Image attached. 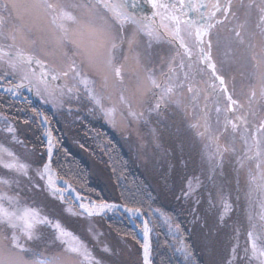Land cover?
I'll return each instance as SVG.
<instances>
[{
    "label": "rangeland",
    "instance_id": "rangeland-1",
    "mask_svg": "<svg viewBox=\"0 0 264 264\" xmlns=\"http://www.w3.org/2000/svg\"><path fill=\"white\" fill-rule=\"evenodd\" d=\"M5 2L9 0H0V5ZM50 2L55 3L57 0ZM60 2L66 6L73 3L97 4V0H60ZM110 2L120 4L128 16L144 20L154 32L162 34L159 41L144 33L137 35L138 47H134H137L140 53L139 65L132 59L125 62L123 55L117 53L119 62L124 64L122 82L117 81L111 73L107 74L108 78L105 81L104 74L86 63L84 52L95 40L93 25L88 21L86 8L67 7V11L72 13L79 23L69 22V39L60 46L59 33L51 27L49 18L43 14L37 15L24 7L28 0H16L19 7L15 9L9 7L5 11L0 7V16L5 18L6 34L17 37L15 42L11 39H0V52L12 53L20 48L25 53L33 54L41 63L25 64L13 73L5 63L7 57L0 59V84H17L18 81L22 82L21 78L25 74L28 79L23 82L30 84L28 92L24 90L21 92L22 98L13 99L11 95L2 91L0 96L26 105L39 104L49 111L54 122L61 128L66 125L69 130H74L75 125L79 126V129L83 128L78 134L75 133L74 140L72 139L73 146L78 152L83 151L87 138L91 139L98 152L102 150L104 144L97 140L95 130L92 129L96 118H100L103 124L117 135L123 150L130 154L146 184L166 207L169 205L168 198L175 203L174 209L179 203L178 209H181L186 216L189 225L193 222L192 217L203 214L204 209V213L209 214L206 217L209 220L212 217L211 221L208 220L210 223L215 226L217 224L223 235L222 229L230 233L231 239L228 237V243L221 242V247V243H218L216 238V262L221 263L224 260L223 264H261V259L264 258H255L251 254L252 241L249 239V233L252 234L257 249L264 250V219H261L264 215V187L257 186L264 183L260 179L261 172H264V164L258 170L256 168L258 161L247 159V155L251 153L246 154L243 140L232 134L230 125L218 142L211 139L217 134L218 129L223 130L225 117L232 119L245 117L249 127L264 121V98L259 94V69L252 60L253 53L257 56L260 54L261 37L253 36V33H259L256 27L259 23V9L255 6L250 10L240 8L234 0L233 11L236 12V16H229L224 20L222 13L217 12L216 17L212 19L215 26L209 31V35L204 37L205 48L208 39H211V54L218 74L225 80L223 87L239 102V105H242L236 111L228 112V101L220 91L219 81L214 79L209 69L199 63L201 53L196 46L197 29L204 24L208 13L212 11L211 6L217 2L225 3V0H155L157 4L168 6L156 9L149 0H128L126 5L124 0H110ZM181 2H183L182 8ZM250 2L252 0H244L245 4ZM255 4H259V0H255ZM173 5L176 7L173 8ZM99 11L111 16V13L103 7H100ZM154 13L157 14L153 15ZM165 16H176L180 20V35L192 52L191 60L183 56L184 49H180L175 43H169L170 38L163 35L162 22L169 28L174 26L171 20L162 21V17ZM217 19L224 20V23L216 24ZM240 25L243 27L241 28ZM130 29L131 26L125 29L129 36ZM235 31H240L243 43L235 37ZM21 37H26L28 42ZM72 40L76 43H72ZM13 43L14 47H7ZM252 44L256 47L252 48ZM177 51L181 55H176ZM73 62L77 69L89 78V87L97 96L102 97V106L116 109L111 118L106 117L101 106L89 98L84 86L78 83L74 73L69 70ZM181 63L185 65L183 69L179 68ZM189 63L192 65L191 68L188 67ZM170 65L175 70L174 73L168 72ZM194 70L196 73L193 72ZM65 71L69 73L68 76L63 75ZM149 72L161 88H152L146 79ZM53 73L58 74V79L52 80ZM185 75L188 79L180 97L183 103L177 106L175 103L164 101L161 102L160 109L155 110L154 106L164 88L174 83L177 77L183 79ZM189 84L199 91V103L195 110L188 106L191 95L187 92ZM212 85L216 86L215 91ZM69 88L75 90L69 92ZM253 90L257 95L250 105L248 97ZM121 95L131 102L134 111L143 112V116L140 118L129 116L127 105L120 103ZM205 103L209 110L210 131L200 135L204 129H194L191 124L197 122V118L201 115L200 109ZM216 107L221 108L219 114L215 111ZM29 115L31 118L35 116L30 112ZM37 121L42 129V136L47 132L50 134V125L41 111H38ZM9 128L13 129L11 133L8 132ZM217 143L221 155H216ZM53 144L52 139V148ZM44 145V149H47V144ZM225 147L229 150L224 151ZM0 148L8 149L14 153L16 161L29 166L27 177L4 169L2 164L11 162L13 157L0 151V179L11 181L7 185L0 184V194L14 197L13 206L9 210L22 212L31 209L38 214L39 219L46 218L49 221L34 225L31 241L27 240L19 229L16 230L20 243L27 249L23 253L11 247L12 230L0 225V251L5 254L22 255L29 264H46L53 257H59L62 264H142V240L137 247L132 241L113 235L101 223V217H116L118 211L91 217L81 216V210L70 194H56L46 185L44 179H39L37 170L42 171V165L38 164L39 152L20 139L12 122L1 113ZM85 153H81L82 157L88 160ZM175 153L178 156H174ZM188 154L190 160L186 158ZM179 156L183 158L174 159ZM167 157L170 158V162H167ZM209 157L213 159L210 160ZM163 164L166 166L164 167ZM176 165H184L189 170H185L184 176L178 177L173 175ZM161 176L165 178V182L163 178L160 179ZM253 177H256L255 183H252ZM165 192L170 196L173 195V199ZM81 201L87 202L83 199ZM225 202L230 205L227 214L223 207ZM2 203L8 207L7 201ZM205 208L208 210L206 211ZM145 220L157 225L170 238L174 254L183 263L188 264L191 261L188 247L166 212L152 208L147 210ZM57 222L61 225V229L70 235H61V232L55 228ZM206 224L203 225L206 227ZM149 230L151 231L150 226ZM135 231L140 237L141 227H137ZM189 231L192 232L193 228L190 227ZM208 240L207 236L202 238L199 236L197 242L200 241L207 248H213V242L208 243ZM75 243L86 249L89 256L69 253L67 247Z\"/></svg>",
    "mask_w": 264,
    "mask_h": 264
},
{
    "label": "snow or ice",
    "instance_id": "snow-or-ice-1",
    "mask_svg": "<svg viewBox=\"0 0 264 264\" xmlns=\"http://www.w3.org/2000/svg\"><path fill=\"white\" fill-rule=\"evenodd\" d=\"M152 7L156 8H167V5L157 4L155 0H149ZM239 4L240 8L252 9L254 6L259 9V23L256 27L259 29V33H253V36L259 35L261 37L260 40V54L253 53L252 60L255 62L256 66L259 69V80H260V96L264 98V0H259V4H255V0L252 2L245 4L244 0H236ZM233 3L234 0H225V3L213 4L211 6L212 11H210L207 15V18L203 25H201L197 29L196 33V46L199 49L201 55L199 58V63L204 65L207 69L211 70V74L216 81H219L220 91L224 93L227 98V111L234 112L238 107H242L239 105V102L233 99L231 95L228 94L227 89L223 87L225 85L224 78L218 74L216 70V64L213 62L212 58V43L209 38L207 41V47L205 48V40L204 37L209 35V31L215 26L212 23V19L216 17L217 12H221L224 20H226L229 16L235 17L236 12L233 11ZM127 4V0H125V5ZM5 11L11 7L15 9L19 7L16 3V0H9V2H5L3 5ZM27 9L34 12L37 15L43 14L44 16L49 18V23L51 27L59 33L58 36V44L60 46L64 45V42L69 39V22L72 24L79 23L77 18L67 11V7L72 8H86V15L88 17V21L91 25H93V33L95 35V40L90 44L89 48L84 52L86 63L89 67L95 68L100 73L104 74V80L107 81V74H114V77L117 81L122 82V74L124 64L119 62V57L117 53L123 55V60L127 62L129 59L135 61L137 65L140 64V53L137 51L138 42L137 35L144 33L148 35L150 38L159 41L162 37V34L159 32H154L148 23H145L142 19H136L128 16L123 10L122 6L115 2H110V0H97V4L90 5H82V4H70L65 5L57 0V2L53 3L50 0H28V3L24 5ZM103 7V9L107 10V12L111 13V16H108L99 11V8ZM173 8L176 6L173 5ZM180 7H183V2H181ZM195 7V5L193 6ZM154 13L153 15H156ZM149 21L151 18H147ZM168 19L173 22V27L169 28L167 24L161 23V28L164 29L163 35H167L169 39V43H175L179 46L180 49H184L183 56H186L191 60L192 52L188 49L183 37L180 35V20L176 16H165L162 17V21ZM224 20L217 19L215 21L216 24H223ZM4 22L5 18L0 16V39H11L13 42L16 41L17 37L12 34H6L4 30ZM131 26V35H127L125 29ZM242 28L243 25H240ZM235 37L239 40L240 43H243V39L241 37L240 31H235ZM22 39L27 41L26 37H21ZM72 43H76L75 40L71 41ZM34 43V41L32 42ZM126 45V48H125ZM15 44L7 45V47L12 48ZM137 46V47H134ZM252 48H255L256 45L252 44ZM176 55H181L179 51H177ZM7 57L5 63L8 65L10 69H12L13 73H15L18 68H21L23 65L28 64L31 65L33 62L40 64L41 62L36 59V57L31 53H25L22 49L17 48L15 52L7 53L0 52V59ZM119 64V66H117ZM185 65L181 63L179 65L180 69H183ZM189 68L192 67L191 63L188 65ZM69 70L74 73V76L78 79V83L84 86V91L87 93L90 99H92L95 104L101 106V110L104 112L106 117L111 118L113 113L116 111L114 107L112 108H104L102 106V97H99L95 94L94 90L89 87L90 80L89 78L82 74L77 67L75 66V62L70 65ZM173 67L170 65L168 72L174 73ZM68 72H63L64 76H68ZM167 75V74H166ZM52 80L58 79V74L53 73L51 76ZM22 83L17 85V88L24 87V80L28 79L27 74L22 76ZM147 81L151 84L152 88L159 89L161 85L157 82L151 72L148 73L146 77ZM171 80V76H169ZM188 77L185 75L183 79L179 77L176 78L174 83H171L168 87L164 88L160 99L156 102L154 109L159 110L161 107V102L167 101L171 103H175L177 106H180L183 101L180 97L183 95V89L185 87V81H187ZM213 90L215 91V85H212ZM74 88H69L68 91H74ZM187 92L190 95L188 99V106H190L193 110L198 107L199 103V91L194 89V87L189 84L187 86ZM257 93L255 90L252 91L251 95L248 97L249 104L251 105L252 101L255 99ZM120 103L127 105L129 111L128 115L133 118H140L143 116V112L137 113L132 109L131 102L123 95L119 97ZM205 101H207V96H205ZM216 113L219 114L221 112L220 107H216ZM201 115L197 118V122L191 124V127L194 129L203 128L204 131L200 133V135H204L210 131L208 121H209V110L208 105L205 103L204 107L200 109ZM231 126V132L234 136H239L241 140L244 142L246 154L251 153V155H247V159L249 161H258L256 163V168L261 169V165L264 164V121H261L259 124H252L251 127L248 126L247 119L245 117L239 116L235 119L225 117V125L223 130H217V134L212 136L211 139L218 142L227 131L228 126ZM13 131L12 128L8 129V132L11 133ZM227 147L224 148V151H228ZM234 150V149H233ZM0 151L6 153L9 157H13L11 162H4L2 167L9 171H14L20 175L27 177L29 175L28 165L25 163H20L15 160L14 153L9 151L6 148H0ZM53 152L51 146V140H49L48 147V155L51 157ZM220 146L217 143V151L216 155H221ZM209 159H213V157H209ZM49 163L43 164V171L37 170V176L39 179L43 180L45 178V174L49 173ZM260 179L264 182V172H261ZM256 177L252 178V183H255ZM11 181L7 179H0V184H10ZM258 187H264V183L257 185ZM189 187L191 188V182H189ZM55 195V193H53ZM187 195V193L185 194ZM79 199V197H77ZM3 201L8 202V207H5L2 203ZM14 197L8 196L7 194H0V225L5 226L8 229L12 230V235L10 237L11 247L19 249L20 253L25 252L27 249L24 244L20 243V238L16 234V230L19 229V232L27 238V240H33V228L37 223L43 224L47 223V219H39L38 214L31 209H25L22 212H18L15 210L10 211L9 208L13 206ZM79 208L81 210V216L87 215L91 217L93 215H99L105 211V209L111 210L112 205L102 204L99 207L96 205H86L82 201L79 203ZM224 212H227L230 209V205L228 203H224ZM131 215L138 214L139 210L135 212L132 209H126ZM223 219V216H221ZM261 219H264V215L261 216ZM55 228L61 232V235L67 236L70 235L68 232L63 231L61 229V225L59 222L56 223ZM148 225L145 223L144 225V234H145V242L143 245L144 248V264H149L148 261ZM8 238V237H5ZM59 239V236L57 237ZM249 239L252 241L251 244V254L255 258H264V250H258L257 246L253 240L252 234L249 233ZM107 251V249H105ZM67 251L69 253H75L77 255H83L85 257L89 256V253L86 249L80 246L78 243L72 244L67 247ZM0 264H29V261L25 260L22 255L19 254H5L0 251ZM46 264H62V261L59 257H53L49 259ZM261 264H264V259H261Z\"/></svg>",
    "mask_w": 264,
    "mask_h": 264
},
{
    "label": "trees",
    "instance_id": "trees-1",
    "mask_svg": "<svg viewBox=\"0 0 264 264\" xmlns=\"http://www.w3.org/2000/svg\"><path fill=\"white\" fill-rule=\"evenodd\" d=\"M38 111L44 114L50 125V132L54 140L50 165L55 170L57 177L67 181L78 193L95 202H116L129 208H137L145 219L147 210L152 208L163 210L177 227L179 235L191 253V261L188 264H223L225 262L224 260L221 263L216 262V238L218 243H224L223 241L228 243L229 238L231 239L230 233L222 229L223 235L217 224L215 226L209 222L212 217L209 220L206 217L209 214L204 213V209H201L203 214L200 213L192 217L193 222H190L189 225L186 216L181 209H178L179 203L174 209L175 203L168 198L169 205L166 207L165 203L156 197L149 185L146 184L130 154L123 150L117 135L107 128L100 118H96L92 129L95 130L97 140L104 144L102 150L98 152L91 139L87 138V143H84L83 146L85 149L78 152L73 146L72 139L74 140L73 135L81 132L83 128L79 129L77 125L74 126V130H69L68 125L61 128L54 122L49 111L39 104L28 103L26 105L0 96V113L12 122L22 141L39 152L38 164L40 166L44 163L46 156L42 129L37 121ZM29 112L35 116L31 118ZM82 152H86L85 154L91 161L82 157ZM174 156H178V154L175 153ZM181 158L183 157L179 156L174 159ZM186 158L190 160L191 157L188 154ZM166 160L170 162L169 157ZM163 165L166 166V164ZM185 170L187 171L189 168L184 165H176L173 175L184 176ZM161 178L165 182V178L163 176ZM165 194L170 196L168 192ZM170 197L173 199V195ZM206 204L207 202H205ZM205 210L208 209L205 208ZM100 220L113 235L128 239L137 247L140 246L141 239L135 231V228H140V223L137 220H134L135 228L120 212H117L116 217H101ZM146 222L151 229L149 235L151 264H185L174 254L170 238L157 225ZM205 223H207L206 227L203 225ZM190 227L193 228L192 232L189 231ZM199 236L200 238L207 236L209 238L207 242H213V248L208 247L210 248L208 249L200 241L197 242Z\"/></svg>",
    "mask_w": 264,
    "mask_h": 264
},
{
    "label": "bare ground",
    "instance_id": "bare-ground-1",
    "mask_svg": "<svg viewBox=\"0 0 264 264\" xmlns=\"http://www.w3.org/2000/svg\"><path fill=\"white\" fill-rule=\"evenodd\" d=\"M122 1V0H121ZM125 1V0H124ZM128 1V0H127ZM19 85V84H17ZM16 84H9V85H4V84H0V91L6 93V94H9L11 95V97L13 99H16V98H22V94L21 92L24 90L26 92L29 91V88L27 86H24L22 88H17ZM24 88V89H23ZM49 140H51V146H52V136L47 132V134H45V141H46V144H47V149H46V152L48 154V147H49ZM42 171L44 170L43 169V166L41 167ZM49 173H50V176L48 173L45 174V183L46 185L54 192L58 193L59 195H66V194H70L72 195V197L74 198V201L79 205V203L81 202V199L79 197V195L74 192L70 186H68L67 184L63 183L62 185L63 186H60V182L54 177L52 171H51V168L49 167ZM77 197H79V199H77ZM83 202V201H82ZM85 203L86 205H96L97 207H99L100 205L102 204H107V205H112V209L111 210H108V209H105V211L99 215H104V214H107V213H111V212H114V211H118L119 209L124 211V214L127 215L128 219L130 220H133L135 219V217H137V214L135 215H131L129 214L128 211H126L125 208H120V207H117L111 203H86V202H83ZM140 233V236L142 237V240H143V244H142V249H141V256H142V260H143V263H144V248H143V245H144V242H145V234H144V229L139 231Z\"/></svg>",
    "mask_w": 264,
    "mask_h": 264
},
{
    "label": "water",
    "instance_id": "water-1",
    "mask_svg": "<svg viewBox=\"0 0 264 264\" xmlns=\"http://www.w3.org/2000/svg\"><path fill=\"white\" fill-rule=\"evenodd\" d=\"M47 123V122H46ZM50 158L51 157H49V155L46 153V160H45V163H49L50 164ZM51 168V167H50ZM51 171H52V173H53V175H54V177L60 182L59 184H60V186H63L62 184L63 183H65V184H67L68 186H70L69 184H68V182H66V181H64V180H62V179H60V178H58L57 176H56V172L53 170V169H51ZM71 188V187H70ZM72 189V188H71ZM73 190V189H72ZM111 204H113V205H115V206H117V207H120V208H125V209H131V208H127V207H125V206H123V205H121V204H119V203H114V202H110ZM77 206H78V204H77ZM79 207V206H78ZM134 212L136 211V210H138V209H132ZM119 212H121V213H124V211H122V210H118ZM126 215V214H125ZM127 216V215H126ZM135 219L140 223V225H141V229L143 230L144 229V225H145V223H146V220L142 217V215H141V213H140V211H138V214H137V217H135ZM148 229H149V226H148ZM149 233H150V230L148 231V235H147V242H148V247H149V252H148V261H149V264H151V262H150V239H149ZM141 237V236H140ZM141 239H142V237H141ZM142 244H143V240H142ZM141 249H142V247H141ZM141 259H142V256H141ZM142 264H144L143 263V260H142Z\"/></svg>",
    "mask_w": 264,
    "mask_h": 264
}]
</instances>
